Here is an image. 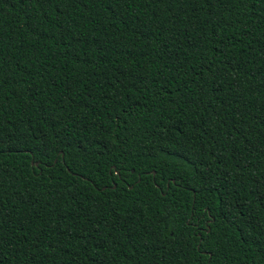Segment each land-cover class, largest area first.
<instances>
[{
    "label": "trees",
    "instance_id": "1",
    "mask_svg": "<svg viewBox=\"0 0 264 264\" xmlns=\"http://www.w3.org/2000/svg\"><path fill=\"white\" fill-rule=\"evenodd\" d=\"M0 264H264V0H0Z\"/></svg>",
    "mask_w": 264,
    "mask_h": 264
}]
</instances>
